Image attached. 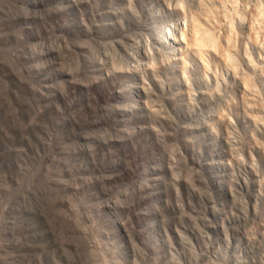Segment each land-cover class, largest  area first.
Listing matches in <instances>:
<instances>
[{"label":"rangeland","instance_id":"rangeland-1","mask_svg":"<svg viewBox=\"0 0 264 264\" xmlns=\"http://www.w3.org/2000/svg\"><path fill=\"white\" fill-rule=\"evenodd\" d=\"M36 261L264 264V0H0V264Z\"/></svg>","mask_w":264,"mask_h":264},{"label":"bare ground","instance_id":"bare-ground-1","mask_svg":"<svg viewBox=\"0 0 264 264\" xmlns=\"http://www.w3.org/2000/svg\"><path fill=\"white\" fill-rule=\"evenodd\" d=\"M191 36L194 39V47L198 51L202 50L208 42L212 43V47L217 49V40L210 37L209 31L205 29H200L198 27L192 28ZM186 36L185 34H181L180 38L177 37V32L171 33L169 36L170 43H178L179 46L185 44ZM187 47V46H186ZM201 52V51H200Z\"/></svg>","mask_w":264,"mask_h":264},{"label":"trees","instance_id":"trees-1","mask_svg":"<svg viewBox=\"0 0 264 264\" xmlns=\"http://www.w3.org/2000/svg\"><path fill=\"white\" fill-rule=\"evenodd\" d=\"M38 261V260H37ZM37 261L35 262L37 264Z\"/></svg>","mask_w":264,"mask_h":264}]
</instances>
